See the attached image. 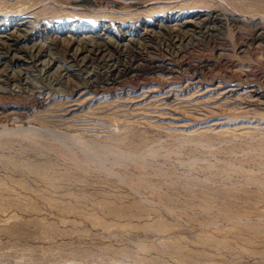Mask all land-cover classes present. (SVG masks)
I'll use <instances>...</instances> for the list:
<instances>
[{"label":"rangeland","instance_id":"374dc122","mask_svg":"<svg viewBox=\"0 0 264 264\" xmlns=\"http://www.w3.org/2000/svg\"><path fill=\"white\" fill-rule=\"evenodd\" d=\"M263 29L264 0H0V264H264Z\"/></svg>","mask_w":264,"mask_h":264},{"label":"bare ground","instance_id":"6f19581e","mask_svg":"<svg viewBox=\"0 0 264 264\" xmlns=\"http://www.w3.org/2000/svg\"><path fill=\"white\" fill-rule=\"evenodd\" d=\"M205 13H206V12H205ZM199 15H200V14H199ZM208 15H211L210 12H209ZM205 16H206V15H205ZM211 17H212V15H211ZM199 18H200V17H199ZM212 18H213V17H212ZM214 18H215V16H214ZM202 19H203V17H202ZM211 21H212V20H211ZM182 22H183V21H182ZM258 23H259V22H257V23L255 22V24H258ZM260 23H261V22H260ZM158 24H159V23H158ZM19 26H20V24H19ZM261 26H262V24H261ZM174 27H175V26H174ZM174 27H173V28H174ZM19 28H20V27H19ZM21 28H22V27H21ZM258 28H259V27H258ZM261 28H262V27H261ZM164 29H165V28H164ZM12 30H13V29H12ZM148 30H149V29H148ZM263 30H264V29H263ZM10 31H11V30H10ZM14 31H15V30H14ZM5 32H7V31H5ZM179 32H180V31H179ZM22 33H23V32H22ZM147 33H148V32H147ZM174 33H175V32H174ZM262 34H263V32H262ZM15 35H16V34H15ZM260 35H261V34H260ZM263 35H264V34H263ZM1 36H4V35H3V34L0 35V40L3 41V43L6 44L7 41H6V40H3ZM89 36H90V35H89ZM142 36H143V35H142ZM4 37H5V36H4ZM20 37H21V36H20ZM8 38H9V37H8ZM66 38H67V37H66ZM86 38L88 39V37H86ZM89 38H90V37H89ZM103 38H104V37H103ZM5 39H6V37H5ZM21 39H22V38H21ZM67 39H68V41H69V38H67ZM72 39H73V38H72ZM82 39H83V38H82ZM98 39H99V38H98ZM78 40H79V39H78ZM105 40H106V38H105ZM135 40H136V39H135ZM19 41H20V40H19ZM68 41H67V43H68ZM96 41H97V40H96ZM100 41H101V40H100ZM140 41H141V40H140ZM76 42H77V41H76ZM88 42H89V41H88ZM94 42H95V40H94ZM99 43H100V42H99ZM5 44H4V45H5ZM7 44H8V43H7ZM7 44H6V45H7ZM69 44H70V43H69ZM77 44H78V43H77ZM97 44H98V43H97ZM104 44H105V43H104ZM104 44H103V46H104ZM13 45H14V44H13ZM16 45H17V44H16ZM80 45H81V44H80ZM82 45H83V44H82ZM7 46H9V45H7ZM14 46H15V45H14ZM18 46H19V45H18ZM59 46H60V45H59ZM76 46H77V45H76ZM78 46H79V44H78ZM119 46H120V45H119ZM11 47L14 48L13 46H11ZM11 47L9 46V48H11ZM68 47H69V46H68ZM68 47H67V48H68ZM71 47H72V46H71ZM82 47H83V46H82ZM91 47L93 48V46H91ZM101 47H102V46H101ZM105 47H106V46H105ZM59 48H60V47H59ZM99 48H100V46H99ZM47 49H48V48H47ZM49 49H50V48H49ZM84 50H85V49H84ZM90 50H91V49H90ZM90 50H89V51H90ZM106 50H108V49L106 48ZM37 51H38V50H37ZM47 51H48V50H47ZM72 51H73V50H72ZM100 51H101V50H100ZM68 52H69V51H68ZM92 52H93V51H92ZM75 53H76V55H80L82 52H81L79 49H77V50L75 51ZM96 53H97V52H96ZM14 54H15V53H14ZM20 54H21V53H20ZM87 54H88V53H87ZM101 54H102V53H101ZM101 54H100V55H101ZM60 55H61V54H60ZM72 55H73V54H72ZM72 55H70V56H71V59H72ZM92 55H93V54H92ZM125 55H126V54H125ZM21 56H23V55H21ZM37 56H38V55H37ZM53 56H54V55H53ZM84 56H85V55H84ZM97 56H98V55H97ZM111 56H112V55H111ZM14 57H15V56H14ZM23 57H24V56H23ZM27 57H28V56H27ZM78 57H79V56H78ZM21 58H22V57H21ZM24 58H26V56H25ZM80 58H81V57H80ZM82 58H84V57H82ZM82 58H81V59H82ZM85 58H86V57H85ZM96 58H97V57H96ZM98 58H99V57H98ZM100 58H102V57H100ZM74 59H75V58H74ZM37 60H38V59H37ZM37 60H36V61H37ZM68 60H69V59H68ZM77 60H78V59H77ZM82 60H83V59H82ZM88 60H89V59H88ZM39 61H40V59H39ZM19 62H20V61H19ZM24 62H25V61H24ZM49 62H50V61H49ZM71 62H72V61H71ZM82 62H83V61H82ZM91 62H92V61H91ZM109 62H110V61H109ZM109 62H108V63H109ZM76 63H77V62H76ZM80 63H81V62H80ZM7 64H8V63H7ZM22 64H23V63H22ZM77 64H78V63H77ZM85 64H86V63H85ZM85 64H84V65H85ZM88 64H89V63H88ZM88 64H87V65H88ZM225 64H226V63H225ZM81 65H83V64H81ZM17 66H18V65H17ZM66 66H67V65H66ZM22 67H23V66H22ZM26 67H28V66L26 65ZM36 67H37V66H36ZM112 67H113V66H112ZM24 68H25V67H24ZM84 68H85V67H84ZM87 69H88V68H87ZM1 70H2V69H1ZM54 70H55V69H54ZM91 70H92V69H91ZM99 70H100V69H99ZM101 70H102V68H101ZM88 72H89V71H88ZM14 73H15V72H14ZM66 73H67V72H66ZM56 74H57V73H56ZM132 74H133V73H132ZM173 74H174V73H173ZM128 76H129V75H128ZM128 76H127V77H128ZM29 78H30V77H29ZM118 79H119V78H118ZM28 80H29V79H28ZM67 80H69V79H67ZM32 81H33V80H32ZM79 81H80V80H79ZM95 81H96V80H95ZM21 88H22V87H21ZM24 90H25V89H24ZM254 91H255V90H254Z\"/></svg>","mask_w":264,"mask_h":264}]
</instances>
